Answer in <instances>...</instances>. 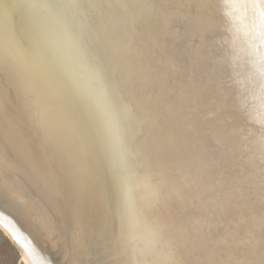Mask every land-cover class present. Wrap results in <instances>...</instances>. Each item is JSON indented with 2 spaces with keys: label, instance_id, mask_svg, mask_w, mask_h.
<instances>
[{
  "label": "water",
  "instance_id": "95a60500",
  "mask_svg": "<svg viewBox=\"0 0 264 264\" xmlns=\"http://www.w3.org/2000/svg\"><path fill=\"white\" fill-rule=\"evenodd\" d=\"M126 1L87 100L50 10L0 0V208L39 264H264V22L237 0Z\"/></svg>",
  "mask_w": 264,
  "mask_h": 264
},
{
  "label": "bare ground",
  "instance_id": "6f19581e",
  "mask_svg": "<svg viewBox=\"0 0 264 264\" xmlns=\"http://www.w3.org/2000/svg\"><path fill=\"white\" fill-rule=\"evenodd\" d=\"M80 1L81 0H41L40 5L42 6V8H47L50 10V15L52 16V17L50 16V18L53 19L54 29L56 30V32L52 34V37L55 40H59L61 43L64 44L65 49L68 50L69 55L73 60L69 64V66L72 68L71 69L72 72L70 73V75L79 76L78 77L79 83L77 82L75 86L79 90V93H80L79 96H82L83 98H86L87 100H89L90 98H89L88 89L91 93L90 88H88L89 86H91L89 81L92 82L91 80H93L95 81L96 85L101 86L102 85L101 82H97L95 75H100L102 72V69H104L102 67L103 61L106 64H108V61L106 62V57H107L106 51L107 50L105 49V46H106L105 42L107 43V40L105 38L107 36L108 40L112 39L111 42L114 43L115 39L121 35V33L114 27L115 25L120 23V20L116 21L117 23L112 24L111 22L112 20L108 19L107 14H108L110 6L113 5L112 4L113 0H94L92 3L94 4L95 8L97 6L98 8L97 13H96L95 8L92 11L89 8L83 11L84 8L80 5ZM242 2H247V6L246 5L243 6ZM226 3L229 4L230 0H227ZM233 4L237 6V8L239 9L241 17L243 19H246V24L248 25V31L249 32L254 31V33L257 32V34L259 35L261 33V29H263L262 24L264 22V0H237V1H234ZM131 5L132 4H130L126 0H123V6L121 8H123V10L130 11L131 9H133ZM176 10L185 11L183 7H179L178 5L176 6ZM125 15L127 16V18H129L130 16L129 12L125 13ZM133 15L135 16L134 13ZM103 23L105 25L107 24L106 25L107 31L106 29H103L104 28L102 27L104 25ZM157 23L160 24V22L158 21ZM46 27L48 29V32L51 33V29H49L48 26H45V28ZM143 29L144 28H141V30ZM114 33L116 34L115 38H114L115 36ZM118 45H119V42L116 44V48L118 52H120V50L118 49ZM56 46L58 47L57 42H56ZM262 48L264 50V45L262 46ZM36 50L38 51V48ZM130 51L136 53V49L131 48ZM134 57L139 58V56H136V55H134ZM141 60L144 61L143 59ZM23 62H24V65L25 64L29 65V66L26 65L23 67L24 69L27 70L26 72H33V73H37L41 75L37 66L31 65L28 61H23ZM15 74H16V71H15ZM94 104L96 105V101H94ZM61 106H62V101H61ZM96 106H98L99 109H101L103 113H106L104 110H102V107H100L99 105H96ZM103 113H102V117H103L104 124L110 122V120L107 121L108 117L106 119ZM109 124L112 125L111 123ZM106 133H107L106 136L109 137V141H105L106 143L104 141L103 142L105 143V145H107V147L109 148L108 149L109 151L112 147L111 144L115 143L116 152H117L116 155L120 159V153L118 151H119V148H121V146L119 143L118 136L114 134L115 138H110V133L107 132V130H106ZM101 148H104V145H101ZM113 149L114 148H112V151ZM58 154L62 155L63 153L59 152ZM65 158L67 157L65 156ZM125 159H126V162L130 163V161H128L126 157L124 158V161ZM121 161L123 160L121 159L120 163ZM71 162L75 163L73 160ZM105 174L109 182L111 175L109 172H106ZM129 187L130 185L127 184L126 189L128 190ZM134 190L137 191L138 188L136 189L134 188ZM129 196H130L132 203L134 204V209H135L134 211L137 212V210L139 209L144 210V207L146 208L145 203L143 201L144 196L139 194V190L133 195H129ZM153 204L151 201V205ZM148 205L150 207V201ZM136 206H139L138 209ZM168 211L171 212V208L167 210V215H171L172 212L170 213ZM94 215H95V212H94ZM157 216L160 217L159 215ZM12 217L13 216L8 215L6 209L2 210L0 208V222L4 224V226L0 225V227L3 228L5 232L7 231L9 232L7 234L8 235L10 234L11 239H14V241L18 244L19 250L28 264H39L37 259H35L36 257L32 255L31 248L29 246L32 242L31 238H29V236L20 229V227L17 225V222ZM180 229L182 228L177 227V229H175V227L170 225L168 228V233L166 234L167 237L169 239L171 238L173 239V237L177 238L176 235L180 233L179 232ZM88 230L89 229L85 225L82 232L88 234L89 233ZM145 233H146V238H147L149 236L148 231H145ZM169 239L166 238L165 242L159 243L160 245H157V246L155 243L152 245V242H149L151 244V246L149 247H151L152 250L155 252V249L156 250L160 249V247H162L165 243H168V248L171 249L172 240L170 241ZM140 241L142 243L144 242L143 239H141ZM227 244H233V243L227 242ZM243 254L244 252L241 250L240 255H243ZM157 256H158L159 263H162V254H160L158 251H157V255L155 256L154 263H157ZM90 258H91V261L93 262L94 258H92L89 255V260ZM228 264H233V262L231 261V263H228Z\"/></svg>",
  "mask_w": 264,
  "mask_h": 264
},
{
  "label": "rangeland",
  "instance_id": "374dc122",
  "mask_svg": "<svg viewBox=\"0 0 264 264\" xmlns=\"http://www.w3.org/2000/svg\"><path fill=\"white\" fill-rule=\"evenodd\" d=\"M0 264H28L11 237L0 227Z\"/></svg>",
  "mask_w": 264,
  "mask_h": 264
}]
</instances>
